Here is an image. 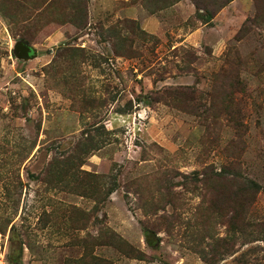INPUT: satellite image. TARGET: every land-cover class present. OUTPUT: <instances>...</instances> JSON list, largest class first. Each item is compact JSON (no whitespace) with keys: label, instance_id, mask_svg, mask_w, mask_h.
<instances>
[{"label":"rangeland","instance_id":"1","mask_svg":"<svg viewBox=\"0 0 264 264\" xmlns=\"http://www.w3.org/2000/svg\"><path fill=\"white\" fill-rule=\"evenodd\" d=\"M0 264H264V0H0Z\"/></svg>","mask_w":264,"mask_h":264},{"label":"water","instance_id":"2","mask_svg":"<svg viewBox=\"0 0 264 264\" xmlns=\"http://www.w3.org/2000/svg\"><path fill=\"white\" fill-rule=\"evenodd\" d=\"M14 56L22 61L34 59L37 57L36 50L25 41H17L13 46Z\"/></svg>","mask_w":264,"mask_h":264},{"label":"trees","instance_id":"3","mask_svg":"<svg viewBox=\"0 0 264 264\" xmlns=\"http://www.w3.org/2000/svg\"><path fill=\"white\" fill-rule=\"evenodd\" d=\"M145 235H147V236H149L148 234H149V232H147V231H145V233H144Z\"/></svg>","mask_w":264,"mask_h":264}]
</instances>
